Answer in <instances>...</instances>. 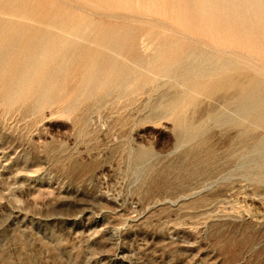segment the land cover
<instances>
[{"label": "rangeland", "instance_id": "374dc122", "mask_svg": "<svg viewBox=\"0 0 264 264\" xmlns=\"http://www.w3.org/2000/svg\"><path fill=\"white\" fill-rule=\"evenodd\" d=\"M142 1L0 0V264H264V0Z\"/></svg>", "mask_w": 264, "mask_h": 264}, {"label": "bare ground", "instance_id": "6f19581e", "mask_svg": "<svg viewBox=\"0 0 264 264\" xmlns=\"http://www.w3.org/2000/svg\"><path fill=\"white\" fill-rule=\"evenodd\" d=\"M131 1L132 0H130V2ZM133 1L135 3H136V1L138 2V0H136V1L133 0ZM140 1H142V0H140ZM146 1L147 0H144L145 4L139 3L140 4L139 5L140 7L137 6L138 9L141 8V10H143L142 4L145 7H146V3L148 5V1L149 0L147 2ZM153 1H155V0H153ZM158 1H161V0H158ZM203 1H205V0H203ZM135 3H133L134 4V7H136V4H137V3L136 4ZM153 3H154V6H155L156 3L155 2H152V4ZM194 4H195V2H194ZM150 5H151V3H150ZM163 5H164V1H163L162 6ZM175 5H176V2H175ZM130 6L132 7L131 4H130ZM157 7H160V5L158 4ZM162 8H164V7H162ZM146 10L147 11L149 10V11L146 12L145 9H144V12L143 13L145 14V12H146L147 14H149V12H150L151 9L146 8ZM155 10L156 9L154 8L153 12H156L157 11V13H158V11H159V13H160V10H156V11ZM161 12L164 13V11H161ZM138 13H139V11H138ZM151 13H152V10L150 12V15L151 16H153V15L156 16L157 15L156 13H153V14H151ZM167 14H165V15H167ZM167 17H168V15H167ZM53 30L55 31L54 28H53ZM58 31H60V30H58ZM69 37H71V36H69ZM153 41H155V40H153ZM156 42H154V43H156ZM155 45H154V47H156V48H154L152 44L150 46H152L154 49H157L158 44L156 46ZM160 46H159V49H160ZM139 47H141V46H139ZM153 48H151V49H153ZM148 52H147V56L150 55V52L153 53L151 50H150L149 54H148ZM157 52H158V49H157ZM159 52L161 53L162 52V49ZM222 52H224V51H222ZM224 54H225V52H224ZM151 57L153 59L155 57V55L153 54V56L151 55ZM186 57H187L188 62H189L185 66L186 73H194V71H196V72H198L199 75H211L213 73H218V72H222V71H227V70L233 69L232 63L230 61H218V59L216 57L212 56L209 53H199V54H195V52H189L186 55ZM162 72H163L162 73L163 75H169V71L167 69L163 70ZM245 77H246V74H245ZM216 88H219V89H235L236 90L235 98H234V101H233V106H234V117H235V119H237V121L239 120L241 122L242 121L243 122H248L249 123V127H252L253 129H256L258 131L264 127V79H259V78H256V77H250V78H247V80L245 82H239V81H236V80H233V79H230V78H225V79L219 81V83L217 84ZM223 121L224 122H232V119L231 118H224ZM180 127L182 128L183 135L185 136V138L187 140H192L199 133V128L194 127L192 125H184V124H181ZM257 146H258V150L262 151V153L264 155V138L258 143Z\"/></svg>", "mask_w": 264, "mask_h": 264}]
</instances>
